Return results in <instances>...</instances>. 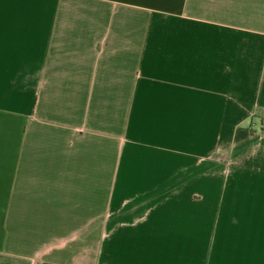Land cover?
<instances>
[{"label": "crops", "instance_id": "obj_1", "mask_svg": "<svg viewBox=\"0 0 264 264\" xmlns=\"http://www.w3.org/2000/svg\"><path fill=\"white\" fill-rule=\"evenodd\" d=\"M0 264H264V0H0Z\"/></svg>", "mask_w": 264, "mask_h": 264}]
</instances>
